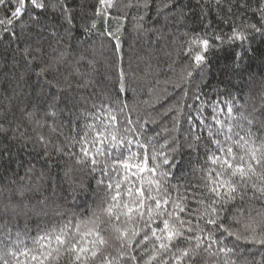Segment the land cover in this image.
Here are the masks:
<instances>
[{"label":"snow or ice","instance_id":"6c2138e0","mask_svg":"<svg viewBox=\"0 0 264 264\" xmlns=\"http://www.w3.org/2000/svg\"><path fill=\"white\" fill-rule=\"evenodd\" d=\"M195 4L0 0V264H264V0ZM129 34L180 64L171 128Z\"/></svg>","mask_w":264,"mask_h":264},{"label":"trees","instance_id":"16d2710c","mask_svg":"<svg viewBox=\"0 0 264 264\" xmlns=\"http://www.w3.org/2000/svg\"><path fill=\"white\" fill-rule=\"evenodd\" d=\"M90 2H94V0H90ZM224 3L226 4L227 0H224ZM193 8L196 12H199L195 0H193ZM212 18L215 23V13L212 14ZM127 27L129 30L131 29V21L128 22ZM133 38L134 34L127 35L124 50L128 53L132 64V75L129 82L131 87L136 89L135 108L141 114L151 115L153 118H156L159 123V127L157 128L158 131L163 127L171 128L170 119L164 120L159 117L158 114L164 112V110L174 102L172 100L166 101L165 90L169 94H174L178 91L173 89L172 84L176 82V73L180 71V64L178 63L175 66V73L170 71L168 68L170 61L161 51L163 44L160 46L150 45L148 39L142 40L139 43H133ZM107 43V41H101L99 38L95 41L97 49V63L95 67L98 80H102L106 72L108 56ZM102 44L105 45L104 48L101 47ZM85 68L81 70L84 71ZM6 73L9 77L13 75L10 66L4 67L3 64H0V81H3ZM157 81H159V83H157ZM165 81H168V83H165ZM0 91H3V89H0ZM8 94L10 95V92H8ZM157 97L161 98L159 102H157ZM129 99L131 100V93H129ZM3 103H5V101L0 100V104ZM13 103L15 104L17 102L14 101ZM17 114L19 115V113ZM37 167H39V165H37ZM6 196L7 193L0 195V201L5 199ZM208 264H211V262H208Z\"/></svg>","mask_w":264,"mask_h":264}]
</instances>
